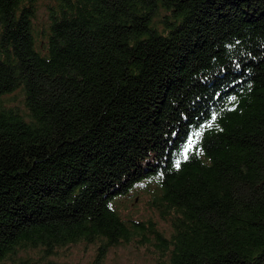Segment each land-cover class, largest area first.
<instances>
[{"label": "trees", "instance_id": "1", "mask_svg": "<svg viewBox=\"0 0 264 264\" xmlns=\"http://www.w3.org/2000/svg\"><path fill=\"white\" fill-rule=\"evenodd\" d=\"M89 244L264 264V0H0V264Z\"/></svg>", "mask_w": 264, "mask_h": 264}, {"label": "rangeland", "instance_id": "2", "mask_svg": "<svg viewBox=\"0 0 264 264\" xmlns=\"http://www.w3.org/2000/svg\"><path fill=\"white\" fill-rule=\"evenodd\" d=\"M41 14L44 12L43 6L40 7ZM15 93H18L16 91ZM129 199L126 203V208L129 210L130 207H138V215L143 219L152 218L157 222L159 228L164 232L165 236L168 238L171 233V227L159 220L157 215L152 214L150 211H147L144 208L143 202L135 199L134 203H131ZM50 264H156L155 258L153 255L146 254L141 250L130 245H122L115 248H111L104 259L95 262V246L92 244L89 245H77L73 246L71 250L63 255L59 254L58 256L49 257L47 259L41 260L37 264H45L49 260ZM27 262L26 264H28Z\"/></svg>", "mask_w": 264, "mask_h": 264}]
</instances>
